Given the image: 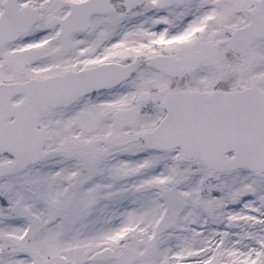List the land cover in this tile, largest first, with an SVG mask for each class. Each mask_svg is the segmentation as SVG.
Instances as JSON below:
<instances>
[{"label": "snow or ice", "instance_id": "6c2138e0", "mask_svg": "<svg viewBox=\"0 0 264 264\" xmlns=\"http://www.w3.org/2000/svg\"><path fill=\"white\" fill-rule=\"evenodd\" d=\"M0 264H264V0H0Z\"/></svg>", "mask_w": 264, "mask_h": 264}]
</instances>
